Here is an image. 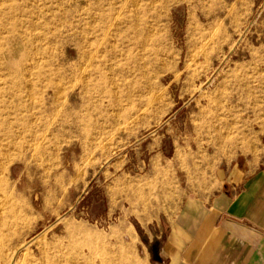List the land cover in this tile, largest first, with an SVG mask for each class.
<instances>
[{"label":"rangeland","instance_id":"rangeland-1","mask_svg":"<svg viewBox=\"0 0 264 264\" xmlns=\"http://www.w3.org/2000/svg\"><path fill=\"white\" fill-rule=\"evenodd\" d=\"M15 21L59 71L17 102ZM263 141L264 0H0V264H155L188 181Z\"/></svg>","mask_w":264,"mask_h":264},{"label":"crops","instance_id":"crops-1","mask_svg":"<svg viewBox=\"0 0 264 264\" xmlns=\"http://www.w3.org/2000/svg\"><path fill=\"white\" fill-rule=\"evenodd\" d=\"M154 227L155 264H264V143L190 179Z\"/></svg>","mask_w":264,"mask_h":264},{"label":"bare ground","instance_id":"bare-ground-1","mask_svg":"<svg viewBox=\"0 0 264 264\" xmlns=\"http://www.w3.org/2000/svg\"><path fill=\"white\" fill-rule=\"evenodd\" d=\"M19 28H20L19 22L15 21L11 29V37H10V42H9V47H8L9 48L8 49V58H9L8 71L10 73L11 98L14 100V102H17L19 99H22L23 96H26L27 94L32 93V91H34V89L37 88L40 84L42 85L44 84V86H40L44 88L43 90L41 89L40 95H43L45 92L48 91V89H56L57 87L56 79L59 77L58 75L59 71L48 70L47 68H42L38 62H34L32 65V68H28V69L22 68V63L23 61H27L29 57V52L23 51L22 53V50H24V47L22 46L21 42L25 44L26 37L23 35V33L20 31ZM31 30L32 31L35 30L34 25H33V28H31ZM135 34H136L135 39L132 44L135 47L144 46L145 41L140 37V30L137 27L135 28ZM34 39L33 41H35V43L40 41L38 37H35ZM74 86H76V84ZM13 138L16 139L17 136H13Z\"/></svg>","mask_w":264,"mask_h":264}]
</instances>
